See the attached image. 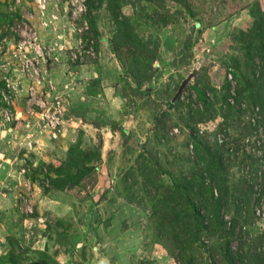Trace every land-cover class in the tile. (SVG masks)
Returning a JSON list of instances; mask_svg holds the SVG:
<instances>
[{"label":"rangeland","instance_id":"374dc122","mask_svg":"<svg viewBox=\"0 0 264 264\" xmlns=\"http://www.w3.org/2000/svg\"><path fill=\"white\" fill-rule=\"evenodd\" d=\"M261 22L264 0H0V264H224L232 229L264 264V116L228 109L249 79L264 101ZM222 154L224 192L193 197L226 227L196 239L173 187Z\"/></svg>","mask_w":264,"mask_h":264},{"label":"trees","instance_id":"16d2710c","mask_svg":"<svg viewBox=\"0 0 264 264\" xmlns=\"http://www.w3.org/2000/svg\"><path fill=\"white\" fill-rule=\"evenodd\" d=\"M260 27L264 28L263 23L261 22ZM236 77V76H235ZM229 84L225 85L224 93H220L219 95H214L215 99L214 102H220L223 104V101L228 99V92H229ZM256 83H254L249 79L244 81L242 84V88L238 90V98L239 100L236 102V105L231 106L228 105V109H232L233 115L237 116L238 114L244 115L245 111L242 110L241 104H242V97L245 100L246 104L250 109L254 111V108L259 106L260 111V117L264 116V101L260 99L259 94L255 91ZM226 92V93H225ZM200 97L202 98L203 102H209L208 99L205 97V93L199 92ZM169 106H172V103H168ZM223 110V108H221ZM215 114H212L211 116H214ZM222 118L224 119V122L227 121V115H222ZM231 122L234 123L235 120L231 118ZM230 123H228L229 126ZM222 126V125H221ZM197 140V139H196ZM218 140V139H217ZM197 143V142H196ZM217 150H223L225 147H222V144L220 146H217ZM198 146L196 145V148ZM210 150H208V153ZM199 154V150L196 149V156ZM207 154V153H206ZM200 160L198 162H194L197 164V167H199V174L194 173L192 170V174H190L191 180H187L185 182L179 180L180 183L176 184L173 188H175V191L178 193V196L175 197L176 199H180V202H184L187 205V214L180 217V219L185 220L186 218H190L192 223L194 224V227H196V233L194 232V237L200 238L201 234H206L210 239L214 238L216 235L222 236V232L224 230V227H226V223L222 221L221 219V207L219 203V199L212 201L210 203V207L206 208L207 216L205 218L204 215H201V210L197 208V205L195 203V199L193 197V192L196 190V192H199L200 189L205 186V188H208L209 194L212 196L214 192V186H219L220 191L224 192V188L227 185L228 180L226 179L227 171L226 168H223L224 158L223 154L220 156V158H214L211 159L213 161H210L209 159L206 160L203 158L202 155H200ZM203 161L205 162V165L203 164ZM208 180V181H207ZM207 184V185H206ZM213 184V185H212ZM197 188L199 191H197ZM200 195H204V193H199ZM229 195V197H235L233 194L226 193ZM179 197V198H178ZM180 202H178L180 204ZM209 221V225L205 226L204 221ZM233 232V229L231 230ZM232 232L229 235L232 237ZM230 237H225L224 242H222V248L220 249V253L223 256L224 264H235V253L231 251L230 247ZM184 260L183 258L180 259Z\"/></svg>","mask_w":264,"mask_h":264},{"label":"water","instance_id":"95a60500","mask_svg":"<svg viewBox=\"0 0 264 264\" xmlns=\"http://www.w3.org/2000/svg\"><path fill=\"white\" fill-rule=\"evenodd\" d=\"M198 65H199V62H197V64H195L193 71L188 75V77L185 78L181 82V85H180V87H179V89H178V91H177V93H176V95L174 97L175 99L180 95V93L182 92V90L186 86V84L192 80L193 76L197 72Z\"/></svg>","mask_w":264,"mask_h":264}]
</instances>
